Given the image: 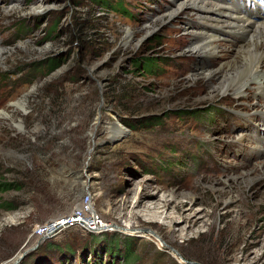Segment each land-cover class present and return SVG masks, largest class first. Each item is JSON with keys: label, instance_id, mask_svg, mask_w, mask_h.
I'll list each match as a JSON object with an SVG mask.
<instances>
[{"label": "rangeland", "instance_id": "rangeland-1", "mask_svg": "<svg viewBox=\"0 0 264 264\" xmlns=\"http://www.w3.org/2000/svg\"><path fill=\"white\" fill-rule=\"evenodd\" d=\"M186 1L0 0V264H264V99L201 73L254 34L199 56ZM86 195L107 227L36 241Z\"/></svg>", "mask_w": 264, "mask_h": 264}, {"label": "bare ground", "instance_id": "bare-ground-1", "mask_svg": "<svg viewBox=\"0 0 264 264\" xmlns=\"http://www.w3.org/2000/svg\"><path fill=\"white\" fill-rule=\"evenodd\" d=\"M248 3L253 4V1L217 0L216 2H206L204 0H187L182 4L180 3L179 7L174 11L178 12L181 8L189 7L197 11L200 15L198 23H200L201 28L199 27L198 31L194 29L188 31L193 34L195 40L194 46L192 47L193 52H196L199 56L208 58L219 47V40L225 36L217 33L216 30H224L234 35L241 34L242 38H249L251 34H254L250 36V41L247 45L241 46L237 56L238 62L230 69L225 71L223 68L214 70L204 65L201 73L205 74L206 72L205 76L210 79L221 76L223 79L221 78L222 82L219 84V88L224 92L229 91L237 95H242L253 89L257 96L264 99V9L258 6H249ZM206 26L207 28H205ZM12 104L16 108L25 107L22 101L13 102ZM262 106L263 109L256 110L259 114L255 121L251 123L252 125L249 126H251V129L256 128V131L259 132L256 134L258 145L255 147V152L264 154V104ZM7 114L0 112V116L9 117ZM146 196L147 193L142 194L136 202L137 205H143ZM171 204V201H167L164 205L165 207H170ZM154 205V208L159 207L156 202ZM143 206H147L146 202ZM148 207L150 208L151 205ZM175 207L180 209V206ZM94 209L93 206H89L87 209V212L92 216H86V221L88 224H91L87 228L95 231L107 227L108 224L104 223L103 220H101L103 223H100V216H98L96 209ZM145 232L146 230H143L141 235H144ZM157 233L163 240L162 233H159V231ZM38 240L40 241V239L36 241ZM29 250H25L23 255Z\"/></svg>", "mask_w": 264, "mask_h": 264}, {"label": "built area", "instance_id": "built-area-1", "mask_svg": "<svg viewBox=\"0 0 264 264\" xmlns=\"http://www.w3.org/2000/svg\"><path fill=\"white\" fill-rule=\"evenodd\" d=\"M89 206L90 196L86 195L71 213L60 214L37 226L35 232L36 238L51 239L74 226L88 229L87 227L91 225L86 221Z\"/></svg>", "mask_w": 264, "mask_h": 264}, {"label": "trees", "instance_id": "trees-1", "mask_svg": "<svg viewBox=\"0 0 264 264\" xmlns=\"http://www.w3.org/2000/svg\"><path fill=\"white\" fill-rule=\"evenodd\" d=\"M121 3L122 2H119L118 4H121ZM50 63H49V68H53V61L52 62L50 61ZM154 63H155V61H153V59L145 58L144 65L148 69H149V67H152V65ZM0 187H1V185H0ZM116 248H117V242H115L114 240L113 241L110 240L109 243L103 244L100 248H97V247L91 248L93 257L95 256L94 260H93L94 264H103L102 263V252H107L106 254H110V255L113 256L115 254V252H118V251L115 250ZM131 255H132V249H131L130 246H128V248H127V250H126V252L124 254V256L127 259V261H129V258H130ZM99 259H100V261H99Z\"/></svg>", "mask_w": 264, "mask_h": 264}]
</instances>
